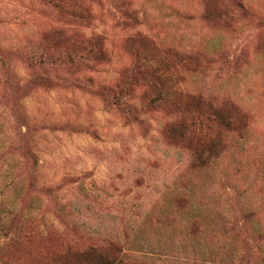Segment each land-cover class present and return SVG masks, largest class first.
I'll return each mask as SVG.
<instances>
[{
	"label": "rangeland",
	"instance_id": "rangeland-1",
	"mask_svg": "<svg viewBox=\"0 0 264 264\" xmlns=\"http://www.w3.org/2000/svg\"><path fill=\"white\" fill-rule=\"evenodd\" d=\"M197 110L202 164L162 133ZM109 237L264 264V0H0V264Z\"/></svg>",
	"mask_w": 264,
	"mask_h": 264
},
{
	"label": "trees",
	"instance_id": "trees-1",
	"mask_svg": "<svg viewBox=\"0 0 264 264\" xmlns=\"http://www.w3.org/2000/svg\"><path fill=\"white\" fill-rule=\"evenodd\" d=\"M213 119H219V110L214 108L209 111ZM198 115V110L192 113L189 117L180 115L175 117L170 121V124H166L163 127V134L166 138L172 139L178 147L192 152L194 156L193 160L197 164H202L201 152L203 146L212 147L215 145L213 138L206 135V131L203 130V122ZM22 117H25L22 114ZM211 119V118H209ZM20 141L17 143L20 145H25L26 140L23 141V136L21 132H18ZM209 150V149H208ZM47 189V194H50V188ZM61 260L66 263L72 264H127L128 254L123 251L121 245L118 241L112 237L108 239L95 238V241L81 243L77 242H67L64 245L61 254Z\"/></svg>",
	"mask_w": 264,
	"mask_h": 264
}]
</instances>
